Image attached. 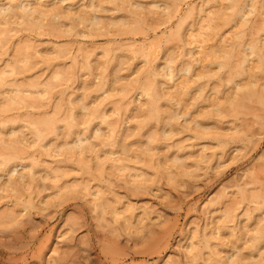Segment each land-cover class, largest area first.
I'll return each mask as SVG.
<instances>
[{
  "label": "rangeland",
  "instance_id": "374dc122",
  "mask_svg": "<svg viewBox=\"0 0 264 264\" xmlns=\"http://www.w3.org/2000/svg\"><path fill=\"white\" fill-rule=\"evenodd\" d=\"M25 1L50 11L0 22V264H264V115L212 167L173 146L264 98V0ZM54 7L60 50L14 52Z\"/></svg>",
  "mask_w": 264,
  "mask_h": 264
},
{
  "label": "bare ground",
  "instance_id": "6f19581e",
  "mask_svg": "<svg viewBox=\"0 0 264 264\" xmlns=\"http://www.w3.org/2000/svg\"><path fill=\"white\" fill-rule=\"evenodd\" d=\"M35 4V3H34ZM76 4V3H75ZM14 6H10V8L8 7V5H1V7H0V22L1 21H4V20H6V19H8V18H12L13 16H20V14H23V16L24 15H32V13H34V12H37V13H40L39 11L41 10V16L43 15V16H45V12H47V11H50V10H48V8H46L47 9V11L46 10H43V7H44V5H43V7H42V9L39 7L40 6V4H38V5H31L30 3H28L27 1H25V0H17V2H15L14 4H13ZM51 5V4H50ZM82 5V4H81ZM90 5H92V4H90ZM47 6V5H46ZM53 6H54V4H53ZM68 6L69 5H67V8H68ZM51 7H52V5H51ZM75 7V6H74ZM74 7H72V9H74ZM55 8V7H54ZM62 8V7H61ZM60 7L59 8H55L54 10L55 11H53L52 12V14H51V12H49V14H50V16H51V18L49 19V20H51L52 18V20H51V22L52 21H54L55 20V22H53L52 24H54V26L53 25H51V26H48L49 28H43V29H40V30H36L37 32L34 34V35H31V34H22V35H20V36H18L17 38H15V40L13 41V43H12V49L14 50V52L16 51L17 53L19 52V51H17V50H21L22 48H25V49H30L29 51H31V52H34V53H36V55L38 54V53H41L40 55H44V54H42V53H45L46 52V54L48 53L47 51H49L48 49H49V47L51 48L50 50H52V51H54L53 49H55L57 46H61L62 44L60 43V37H62L63 36V33L65 32V30L64 29H61L62 27H60L62 24H61V19L63 18V17H66V18H74V19H78L77 17H79V20L82 18L83 19V17L82 16H85L86 15V12L85 11H83V9H82V7L80 8L79 6H78V8L77 9H75L76 10V15H77V17H76V15L74 14L75 12L74 11H72L71 13H69V12H67V11H65V8H63V9H61ZM66 8V9H67ZM69 8H71V7H69ZM76 8V7H75ZM90 8V7H89ZM88 8V9H89ZM50 9V8H49ZM53 9V8H52ZM91 9V8H90ZM90 9H89V11H90ZM92 10V9H91ZM43 11V12H42ZM45 11V12H44ZM74 12V13H73ZM43 13V14H42ZM85 13V14H84ZM91 13V12H90ZM72 14V15H71ZM75 15V17H72V16H74ZM88 14V13H87ZM91 15V14H90ZM16 16V17H17ZM40 16V17H41ZM43 16H42V18H43ZM46 16H47V14H46ZM86 17V16H85ZM88 17V16H87ZM46 18V17H45ZM81 19V21H86L85 20V18L82 20ZM86 19H88V18H86ZM42 20V19H41ZM78 20V21H79ZM92 21H93V18L91 19ZM45 21H46V23L48 24V22H47V19H45ZM88 21V20H87ZM90 21V20H89ZM91 21V22H92ZM169 21V20H168ZM51 22H49V25H50V23ZM45 24V23H44ZM162 24H164V22L162 23ZM60 25V26H59ZM157 25H155V27H156ZM42 27V26H41ZM159 27V26H158ZM191 28V27H190ZM168 29H169V26H168ZM194 30V29H193ZM63 31V33H61ZM147 33V32H146ZM62 34V35H61ZM68 34V33H67ZM69 35V34H68ZM68 35H65V37L66 36H68ZM75 35H77V37L78 36H80V37H82V38H77V37H75L76 38V42H75V38L72 40V42L71 43H73V42H75L76 44H77V47H76V50H80V48H81V46L83 45V44H85V40L83 39L84 37L85 38H87V35L85 34V33H83L82 31L81 32H79L78 34L77 33H75ZM115 35V34H114ZM122 35V34H121ZM156 35V34H155ZM89 37V36H88ZM153 37V36H152ZM92 39V38H91ZM110 41H115V37L113 38V40H111V39H109ZM147 40H149V39H147ZM69 41L70 40H68V43H69ZM87 42V41H86ZM91 42H92V40H91ZM94 42V43H93ZM92 42V45H95V42L96 41H93ZM89 44V43H88ZM91 44V43H90ZM97 44V43H96ZM56 46V47H55ZM84 47H85V45H84ZM58 48V47H57ZM62 48V47H61ZM69 48V47H68ZM78 48V49H77ZM59 49V48H58ZM22 50H24V49H22ZM60 50V49H59ZM68 50H70V49H68ZM26 50H24V52H25ZM29 51L27 52V54H24L25 56L26 55H28V56H26V57H29ZM55 51H57V50H55ZM23 52V53H24ZM30 52V53H31ZM17 53H15V54H17ZM19 54H22V51H20L19 52ZM33 54V53H32ZM64 54V53H63ZM69 54V53H68ZM23 55V54H22ZM23 55V56H24ZM39 56V55H38ZM25 59V58H24ZM34 63V61L31 63V65ZM35 64H36V62H35ZM31 65H30V63H29V66L31 67ZM28 66V67H29ZM52 66V65H51ZM55 66V65H54ZM155 66V65H154ZM262 72L264 73V70L262 69ZM257 74V73H256ZM264 75V74H263ZM251 76V75H250ZM250 76H248V77H250ZM259 77H260V75H259ZM262 78V77H261ZM190 79V78H189ZM254 79H255V76H254ZM258 79V78H257ZM263 79H264V76H263ZM256 80V79H255ZM254 81V80H253ZM261 81V82H260ZM246 82V81H245ZM257 82V81H256ZM256 82H254V83H256ZM260 82V87H259V89L260 88H262L263 90H264V80L262 81L261 79L259 80L258 79V82L257 83H259ZM253 83H251V85H252ZM246 85H247V83H246ZM254 86H255V84H254ZM258 86H259V84H258ZM237 87V86H236ZM239 88L240 87H242L243 88V86H238ZM237 87V88H238ZM246 87H248L247 89H249V86H246ZM236 88V89H237ZM238 88V89H239ZM251 88V87H250ZM233 89V88H232ZM241 89V88H240ZM243 90V89H242ZM252 90V89H251ZM255 90H256V88H255ZM258 90V89H257ZM256 90V91H257ZM226 91V90H225ZM229 91V90H228ZM236 91V90H235ZM235 91H231V92H228V96H227V94H225V96H226V99H228V101L227 100H225V98L223 99V100H225V104L223 103V101H222V103H223V110H222V112L224 113V115H226L227 113H228V116H230L231 117V119H227L226 121H225V119L223 118V119H221L223 122L221 123V124H224V125H222V126H220V127H215V123L213 124L214 125V127H212V129H210L211 127H208L207 125H205V126H203V128L205 127V129L206 128H208L207 130H205V131H201V132H199V131H195L196 132V134L193 136V140L191 141L190 139H191V137L190 138H187V139H189L190 140V142H187V143H185V144H182L181 146H180V144H179V142L180 143H182V142H184V141H179L178 142V139H177V144L175 143V142H173V143H175V144H173V146H175V145H177V147H180V149H186L185 151H186V153H184V152H182L183 153V156H182V158L184 157L185 158V156L187 155V156H193V160H192V162L191 161H189V162H191L192 164H191V166L193 165V163H195V162H198V163H204V164H208V165H210L211 166V164L212 165H215V164H219V162L222 160V159H224V158H226L227 156H229V155H233L232 157H234V154L233 153H235L236 151L239 153L240 151H238L239 149L238 148H240L241 146V144L244 142V140H246L251 134H252V129H253V126L256 124V123H258L259 121L261 122V120L259 119V118H261L263 115H264V98H262V95L260 96L261 97V99H259V100H257V99H252V100H250L251 99V97L253 98V95H251L252 93L249 91V93L250 94H246V93H244L243 91H242V93L244 94V96L246 95V97H244L243 95H241L242 97H240V95L239 94H241L240 92L241 91H237V92H239V94H236V92ZM263 93H264V91H262ZM135 93V92H134ZM133 93V94H134ZM208 93V92H207ZM256 93V92H255ZM262 93V94H263ZM138 94V93H137ZM137 94L136 95H134V97L135 96H137ZM159 94V93H158ZM205 94V93H204ZM257 94H261V92H259V91H257ZM257 94H255V95H257ZM236 95H237V97H236ZM247 95H249L248 96V98H247ZM139 96V95H138ZM224 96V97H225ZM133 97V96H132ZM133 97V98H134ZM257 97H259L258 95H257ZM263 97H264V94H263ZM137 98V97H136ZM205 98V97H204ZM223 98V97H222ZM250 98V99H249ZM218 100V99H217ZM254 100V101H253ZM257 100V101H256ZM206 101H208V100H206ZM213 102H215V101H213ZM218 102H220V100L218 101ZM221 103V102H220ZM208 105H210V104H208ZM214 108H215V105H214ZM205 109V108H204ZM201 110V109H200ZM204 111V110H203ZM217 111V110H216ZM200 112V111H199ZM207 112V111H206ZM209 112V111H208ZM211 112H212V110H211ZM215 112V111H214ZM198 113V112H197ZM220 113V112H219ZM199 114V113H198ZM204 114V113H203ZM202 114V115H203ZM214 114V113H213ZM201 115V116H202ZM217 115V114H216ZM205 117V116H204ZM220 117H223V116H221L220 115ZM227 117V116H226ZM211 118H213V117H211L210 116V118L208 119L209 121L211 120ZM264 118V117H263ZM262 118V119H263ZM193 120H195V119H193ZM192 120V121H193ZM213 120V119H212ZM221 120H219V121H221ZM259 120V121H258ZM217 121V120H216ZM219 121H217L218 123H219ZM227 121H228V123H227ZM197 122V121H196ZM211 122V121H210ZM214 122V121H213ZM224 122H226V123H224ZM201 123H202V121H201ZM205 123V122H204ZM218 123H216V124H218ZM197 124H199V123H197ZM211 124V123H210ZM209 124V125H210ZM261 124V123H260ZM193 125V124H192ZM204 125V124H203ZM212 125V124H211ZM219 125H220V123H219ZM218 126V125H217ZM63 127V126H62ZM192 130V129H191ZM194 131V130H193ZM95 133V132H94ZM194 133V132H193ZM190 136V135H189ZM198 139H199V141H198ZM201 139V140H200ZM183 140V139H182ZM178 144H179V146H178ZM90 145V144H89ZM165 145H167V144H165ZM164 147V146H163ZM87 148V147H86ZM165 148V147H164ZM168 148V147H167ZM174 148V147H173ZM178 150H177V153H178V151H180L179 150V148H177ZM238 149V150H237ZM160 150V149H159ZM173 152H175V151H173ZM158 154V153H157ZM161 154V153H160ZM185 154V155H184ZM179 155V154H178ZM177 155V156H178ZM235 155H237V153L235 154ZM158 156V155H157ZM174 156V155H173ZM177 156H175V157H177ZM175 157H172V158H175ZM179 159H180V157H178ZM178 158H175L176 160H178ZM187 158V157H186ZM235 159V158H234ZM187 162L186 163H188V160H190V159H185ZM233 160V159H232ZM180 161V160H179ZM186 163H185V166H186ZM189 164V163H188ZM180 165H182V164H180ZM195 165V164H194ZM192 166V168L193 167H195V166ZM199 165H197L196 167H198ZM202 167H203V165H201ZM201 166H199L198 168H202ZM209 166V167H210ZM183 167V166H182ZM204 167H207V165H205ZM208 167V168H209ZM212 167V166H211ZM187 168H189V166L187 167ZM263 168V167H262ZM10 170H12V171H15V169H13L12 167H11V169ZM10 170L8 171V172H10ZM25 170V169H24ZM185 170V169H184ZM11 171V172H12ZM24 173H26V172H24ZM24 173H22V172H20V173H18V177L16 178V180H18L19 179V181H20V178H23V174ZM28 173V172H27ZM263 174H264V172H263ZM262 174V175H263ZM263 177H264V175H263ZM262 177V178H263ZM260 178H258L257 180H259ZM10 180V179H9ZM15 180V181H16ZM28 180V179H27ZM252 180V179H251ZM255 180V179H254ZM253 180V181H254ZM263 180V179H262ZM13 181V180H12ZM22 181V180H21ZM256 181V180H255ZM255 181H254V183H255ZM10 182V181H9ZM257 182V181H256ZM10 183H12V182H10ZM19 183V182H18ZM246 184L248 183V182H245ZM249 183H251V181H249ZM253 183V182H252ZM251 183V184H252ZM258 183H259V181H258ZM10 185V184H9ZM240 185V184H239ZM244 185V184H243ZM13 186V185H12ZM250 186V185H249ZM254 186V185H253ZM262 186V185H261ZM242 187V186H241ZM244 187V186H243ZM257 187V186H256ZM255 187V188H256ZM258 188V187H257ZM259 190H263V192H264V186H263V189H261V188H259ZM257 191H258V189H257ZM259 192V191H258ZM262 192V193H263ZM262 193H261V191L258 193V196L260 197V194H261V196L262 197H264V193H263V195H262ZM229 195H230V193H229ZM232 195V194H231ZM228 196V195H227ZM232 196H234V195H232ZM240 196V195H239ZM235 197V196H234ZM257 197V196H256ZM262 197H260V199H262ZM224 199V198H223ZM245 200V199H244ZM254 200V199H253ZM239 201V200H238ZM255 202H257L256 200H255ZM258 202H259V200H258ZM8 203H9V201H8ZM15 203V202H14ZM253 203V202H252ZM260 203V202H259ZM222 204H224V203H222ZM229 204V203H228ZM227 204V205H228ZM232 204H234V203H232ZM236 204V203H235ZM256 204V203H255ZM239 206H240V204H238ZM226 206V205H225ZM233 205H231V204H229V207L228 206H226V208L228 209H223V211H225L224 213H226L227 212V214L229 215V216H227V217H230L231 219H230V221H229V219L227 220L226 219V217H225V222L226 221H229V222H231V221H233L234 219H235V217L236 216H238L240 213V211L237 213V212H233V207H232ZM232 207V208H231ZM245 207V206H244ZM249 207H252V206H249ZM248 207V205H247V207H246V210H247V208H249ZM253 207H255V208H257L258 206H253ZM225 208V207H224ZM235 208H236V206H235ZM239 208V207H238ZM237 209V208H236ZM235 209V210H236ZM258 209V208H257ZM262 209V208H261ZM260 209V210H261ZM227 210V211H226ZM255 210V209H254ZM243 212H244V210H243ZM264 212V211H263ZM263 212H261L260 211V214L259 215H262V216H264V213ZM261 213H263V214H261ZM225 216H226V214H224ZM258 215V216H259ZM260 218V216L258 217V218H256V219H259ZM262 219H263V217H261ZM237 219V218H236ZM255 219V220H256ZM264 220V219H263ZM254 221V220H253ZM260 221V220H259ZM258 221V222H259ZM257 222V221H256ZM255 222V223H256ZM227 224H228V222H226ZM226 223H225V226H227L226 225ZM232 223V222H231ZM237 223V222H236ZM258 224V223H257ZM222 225V224H221ZM238 225V224H237ZM247 225V224H246ZM256 225V224H255ZM222 227H223V225H222ZM228 227V226H227ZM227 227H224L225 229H227ZM241 227H243V226H241ZM256 227V226H255ZM232 228V227H231ZM250 228V227H249ZM251 229V228H250Z\"/></svg>",
  "mask_w": 264,
  "mask_h": 264
}]
</instances>
